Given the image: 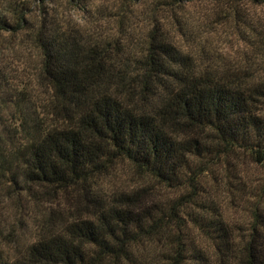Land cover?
<instances>
[{
	"label": "trees",
	"instance_id": "16d2710c",
	"mask_svg": "<svg viewBox=\"0 0 264 264\" xmlns=\"http://www.w3.org/2000/svg\"><path fill=\"white\" fill-rule=\"evenodd\" d=\"M37 1L0 0V264H264V190L234 176L264 178V0H202L235 60L187 30L198 0H127L157 12L110 40ZM218 172L255 199L246 230L207 199Z\"/></svg>",
	"mask_w": 264,
	"mask_h": 264
},
{
	"label": "rangeland",
	"instance_id": "374dc122",
	"mask_svg": "<svg viewBox=\"0 0 264 264\" xmlns=\"http://www.w3.org/2000/svg\"><path fill=\"white\" fill-rule=\"evenodd\" d=\"M37 4H41V1L38 0ZM150 4L151 1H148L146 5L151 6ZM146 5H131L127 0H78L75 2L71 0H46L42 7L43 12L47 14H45L47 21H52L53 19L49 16H53L84 35H99L102 39L110 40L111 38H124L123 33L121 35V28L125 27L128 16H130L129 12H134L133 17H138V21H135V24L139 32L138 34L137 32L134 33L138 36L142 28L141 12H157L152 7H147V10H145ZM177 12H182L179 16L189 25L187 30L192 32L194 40L206 41L208 49L217 50L230 60L239 59L242 54L251 53L248 45L237 42L236 36L230 28L211 25L208 16H210L212 8L209 3L198 0ZM122 14L125 16L124 19L121 18ZM207 18L209 21H207ZM195 23L198 26H195ZM25 54H27L29 62L35 61L36 57L31 50L27 49ZM7 58L8 62H13L11 61L13 60L11 54H8ZM232 162L234 163L230 167L231 169L235 168V165L239 163L236 160ZM241 171V177L234 175L233 171H231L232 173L230 172L236 176L235 182L237 184L250 186L247 188L253 187L259 192L264 190V178L257 169L247 165L244 161ZM116 172L119 178V182L115 179L117 185L125 184L128 188L150 186L151 190L163 200L172 199L181 194L179 191L157 189L153 182L138 180L136 173L124 165H120ZM226 182L227 178L222 173L216 176L215 179L210 178L206 185L208 188L207 199L217 203L216 206L220 207L225 213V217L229 222L236 223V226L239 225L241 229L246 230L252 218L255 199L248 195H242L238 186L233 187V190L228 188Z\"/></svg>",
	"mask_w": 264,
	"mask_h": 264
}]
</instances>
